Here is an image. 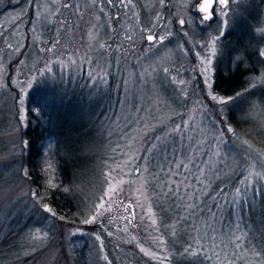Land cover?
I'll list each match as a JSON object with an SVG mask.
<instances>
[{
    "label": "rangeland",
    "instance_id": "374dc122",
    "mask_svg": "<svg viewBox=\"0 0 264 264\" xmlns=\"http://www.w3.org/2000/svg\"><path fill=\"white\" fill-rule=\"evenodd\" d=\"M252 1L229 0L226 16L217 8L215 18L206 22L197 11L201 0H132L127 7L116 0L111 5L107 0H35L31 10L23 0L7 1L9 6L0 2V238L18 216L26 225L18 233L24 242L18 244L22 256L9 264H70L61 257L62 249L75 261V253L84 247L90 252L76 256V264H128L120 256L110 260L102 240L95 239L93 225L80 222L70 228L39 209L32 198L14 115L18 109L24 121L26 99L40 81L46 82L56 127L70 126L71 135L80 134L79 148L95 158L87 168V194L81 200L85 206L92 200L87 216L102 213L97 218L119 227L112 235L136 247L152 263L166 264L177 255L193 264L264 261V237L249 239L247 215L243 216L244 201L259 200L257 182L264 180L261 153L252 150L251 178L246 169L239 187L223 200L219 192V206L212 205L216 195L210 196L209 190L216 181L214 171L231 158L223 155L216 115L224 104L208 95L213 90L202 76L207 65H201L218 35L208 72L213 85L219 43L238 14L254 18L251 24L259 21L256 33L264 43V8L255 15ZM153 33L157 39L150 43L146 36ZM116 40L117 48L112 45ZM124 43L137 50L123 52ZM262 57L261 67L247 80L248 88L255 90L253 98L260 94L255 87L264 88ZM55 101L64 102L67 112L55 113ZM247 109L259 118L253 103ZM220 117L226 116L220 113ZM53 147V140H48L41 163L48 187L56 186L60 175ZM116 199H122L123 206ZM100 204L102 209L97 207ZM159 204L167 212L163 216ZM223 205L229 211L227 225ZM131 221L137 224L131 226ZM146 253H155V258ZM165 256L166 260L160 259Z\"/></svg>",
    "mask_w": 264,
    "mask_h": 264
},
{
    "label": "trees",
    "instance_id": "16d2710c",
    "mask_svg": "<svg viewBox=\"0 0 264 264\" xmlns=\"http://www.w3.org/2000/svg\"><path fill=\"white\" fill-rule=\"evenodd\" d=\"M7 1L10 0H0V2L6 3L5 6H9V2ZM34 1L23 0L24 5L26 7L28 6L30 10L33 7ZM252 4L255 15L257 13L260 15L261 9L264 8V0H254ZM1 8L0 5V12ZM237 17L233 22L236 24H231V29L219 43L213 75V94L217 95L218 98L229 100V103L223 106L222 111L219 110L220 107L218 108L216 115H218V120L221 122V135L224 139L223 155L231 159L226 165L220 163L214 171L216 181L209 190L210 196L216 195L212 205L220 203V199L217 200L216 198L219 192L221 200H223L224 196H230V193L236 186L239 187L238 185L243 180L246 169H249L251 154L254 152L252 150H255V153H264V88L255 87L259 89L256 90L259 91L262 98H260V94L258 95V93L253 98L254 94L252 91L254 89H249L247 86L248 78L257 73L261 67L260 63L263 61L261 54V49L264 45L263 37L256 33L259 27V21L254 24L249 23L254 18L250 19L247 13L244 16L243 14H238ZM120 36L118 34V37ZM124 44L121 50L125 53L129 52L127 54H130V51L133 53L134 50H137L136 48L130 50L131 46ZM112 45L117 48L118 41L116 40ZM123 49H126V51ZM123 56L126 55L124 54ZM192 58L194 59L193 55ZM12 62L16 63L14 61ZM13 66L12 64L10 76L12 75ZM45 83L44 81L37 82L32 91L29 92L25 103L24 121L20 119L17 108L15 111L14 117L16 118V122L19 123L17 126L19 127L20 141L22 144L21 165L26 172L25 175L29 188L33 190L32 198L37 207L43 210L42 205L48 204L58 216L62 215L66 218L64 221L60 220L61 223L73 228L79 226L80 222L92 210L91 199L86 206L82 204L84 202H81V200L85 197V193L87 194V179L89 178L87 168L94 163L95 158L89 153L85 154L79 148L78 136L80 134L75 136L71 135V130H69L70 126L66 127L62 124H57L59 127H56L55 116L51 111L53 105L50 102L49 92L46 91L47 86ZM201 85L203 84L201 83ZM202 88L200 89L202 90ZM250 103H253L255 108L259 109V118L256 119L250 115L247 109ZM53 104L55 105V113L67 112L64 102L55 101ZM220 113H222V116L225 114V119L220 117ZM228 126H233L236 129L233 137L227 133ZM241 129L249 132V139L252 140V146L245 147L239 142L238 133ZM50 139L54 142L53 157L60 174L58 183L54 187L45 185V177L41 165L45 144ZM262 155L264 157V154ZM260 166L261 164L259 163L258 167L260 168ZM262 170L264 171V167ZM91 175H93L92 170ZM79 182L82 183L81 188L77 187ZM257 185L260 186L259 190H261L258 195L259 200L254 203L244 201L243 213V216L247 215L244 218V222L247 227L249 239L253 240V242L257 237H264V180L260 179ZM254 195L257 196L256 193ZM115 201L121 203L123 206L122 199H116ZM124 205L127 208L126 203ZM128 205L130 204L128 203ZM218 206L219 204L216 207ZM111 207V204L107 206L108 211H111ZM163 210L164 208L162 206L158 207V211L162 216L167 213L166 210ZM221 212L225 220L223 224L227 225V223H230V220L226 219L229 211L225 209V205H223ZM126 217L128 219L129 214L122 216L119 224ZM54 219L59 220L58 217ZM97 221L98 223L92 225L97 235H100L105 253L110 260L116 261L118 260L117 256H120L128 264H159L145 259L142 254L138 253L137 248L131 246V244L126 245L124 244V240L115 238L112 234L113 232H117L119 227H115L111 221L101 218H97ZM129 224L135 226L137 223L131 221ZM11 225L9 228H6L0 238V264L5 262L9 264L11 261L19 260L22 256V251L18 248V244L20 242L24 243L20 240V235L24 232L26 225L21 223L19 216L11 222ZM84 248L80 249L75 255L78 257L88 255L90 252L89 247ZM76 256L74 258L75 262L68 256L65 248L61 251V257L65 259L66 263L76 264ZM166 264L193 263L177 255L168 260Z\"/></svg>",
    "mask_w": 264,
    "mask_h": 264
},
{
    "label": "snow or ice",
    "instance_id": "6c2138e0",
    "mask_svg": "<svg viewBox=\"0 0 264 264\" xmlns=\"http://www.w3.org/2000/svg\"><path fill=\"white\" fill-rule=\"evenodd\" d=\"M107 3L109 5H111V4H113V0H107ZM116 3H119V4L127 7L128 5H131L132 0H127V4H125V0H116ZM214 3H215V5L218 8H220L222 15H224V16L227 15V11H225V10L229 6V0H203V2L199 4V7L197 9V11H199L200 13L203 14L202 17H201V20L203 22L212 20V18H213L212 17V9H213V4ZM179 23L181 25H183L185 22L183 20H181V21H179ZM154 27H155V24H153L152 28H149L148 31H152L154 29ZM218 38H219V36L217 35L216 38L212 41V51H211L210 55L208 57H206L204 60L201 61V65L202 66L207 65V67H204V69H203L202 76H203L204 83L206 84L207 88H209V89H211L212 82H211V77H209V75H208V72L211 70L212 57H214L216 55V41H217ZM146 39H147L148 42L151 43L154 40H156L157 37L153 33V34L147 35ZM164 39H165L164 35H160L159 36V42H163ZM205 46L207 47L208 45H205ZM262 54H264V53H262ZM165 71H167V69H165ZM180 83H183V81H181ZM208 95L210 96L212 101H217L218 103L224 104V105L229 103L228 99L218 98V96L212 94V92H209ZM235 131H236V129L233 126H228L227 133L231 134L232 137H233ZM208 147L211 149V144H209ZM177 167H180V165H177ZM252 175H253L252 170L249 169L248 179H250ZM65 191H67V189H65ZM110 191H111V189H110ZM238 194H239V190H238ZM186 199L191 200L192 197L188 196V197H186ZM97 207L102 209L104 207V205L100 204ZM186 207L191 209L193 207V205L192 204H187ZM196 207L198 208L199 206H196ZM42 208H43V211L45 213H48L51 217H54V218L58 217V219L61 220V221H64L66 219L62 215L58 216V214L48 204H43ZM149 212H151V209H149ZM101 214L102 213L94 212L90 216L85 217L83 219L82 223L84 225H92L93 223L96 222L98 215H101ZM152 224H154V225L156 224L155 218L152 219ZM77 234H80V233H78V232H73L72 233L73 236H75ZM173 235H175V233H173ZM95 239L97 241H100L101 240L100 235H96ZM159 242H160V244L162 246L164 245L165 241H164L163 237L159 238ZM73 243H75V241H73ZM142 251H143V249H142ZM202 251H203V249H202ZM185 252L186 253L189 252V249L186 248ZM146 254L152 255L155 258V253H146ZM193 254H195V253H193ZM205 255L207 256L206 253H205ZM104 258L107 259V257H104ZM207 258L209 260L212 259L211 256H207ZM160 259L166 260L167 257L166 256L165 257H161ZM260 264H264V261H260Z\"/></svg>",
    "mask_w": 264,
    "mask_h": 264
},
{
    "label": "clouds",
    "instance_id": "9594fccd",
    "mask_svg": "<svg viewBox=\"0 0 264 264\" xmlns=\"http://www.w3.org/2000/svg\"><path fill=\"white\" fill-rule=\"evenodd\" d=\"M238 140L245 147L252 146V140L249 139V132L248 131L241 129L238 133ZM262 154H264V153H262Z\"/></svg>",
    "mask_w": 264,
    "mask_h": 264
},
{
    "label": "flooded vegetation",
    "instance_id": "af4514ba",
    "mask_svg": "<svg viewBox=\"0 0 264 264\" xmlns=\"http://www.w3.org/2000/svg\"><path fill=\"white\" fill-rule=\"evenodd\" d=\"M218 7L215 5V3L213 4V9H212V17H213V19L215 18V16L214 15H216V9H217Z\"/></svg>",
    "mask_w": 264,
    "mask_h": 264
},
{
    "label": "water",
    "instance_id": "95a60500",
    "mask_svg": "<svg viewBox=\"0 0 264 264\" xmlns=\"http://www.w3.org/2000/svg\"><path fill=\"white\" fill-rule=\"evenodd\" d=\"M201 2H203V0H201Z\"/></svg>",
    "mask_w": 264,
    "mask_h": 264
}]
</instances>
